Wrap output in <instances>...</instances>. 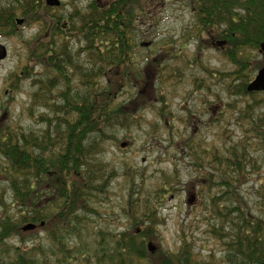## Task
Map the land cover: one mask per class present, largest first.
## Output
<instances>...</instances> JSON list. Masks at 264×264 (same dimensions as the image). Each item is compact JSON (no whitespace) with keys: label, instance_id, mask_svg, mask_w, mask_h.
<instances>
[{"label":"trees","instance_id":"16d2710c","mask_svg":"<svg viewBox=\"0 0 264 264\" xmlns=\"http://www.w3.org/2000/svg\"><path fill=\"white\" fill-rule=\"evenodd\" d=\"M40 4L52 9L44 0ZM18 5L13 15L17 10L26 15L37 12L32 0ZM144 6L143 0H110L103 7L92 0L89 12L84 13L75 6L67 20L69 27L56 28L81 40L76 57L86 55V64L74 60L68 42L47 44L42 61V54L32 52L50 71L45 79L36 81L35 101L50 108L53 117L41 119L47 128L40 134L7 127L0 136V181L11 194L10 204L0 194V264H264V162L252 156L257 149L264 152V111L254 116L249 99L262 108L256 97L262 92L248 91L255 73L263 67L253 53L264 54L260 47L264 43V0H189L199 35L189 33L191 39H197L200 49L212 45L233 65L234 72L224 76L229 79L226 90L245 100L236 117L243 140L224 150L205 149L204 155L195 154L204 193L199 199L207 208V232L219 242L224 255L217 258L210 252L205 258L196 250L195 240L186 235L176 251L152 252L150 241L164 222L160 212L170 193V179L165 177L168 187L158 185L145 191V174L136 180L128 171L122 214L131 231L99 230L94 236L96 250L85 254L82 232L99 213L98 199H108L114 178L96 158L106 140L114 138L118 128L129 129L134 118L116 107L115 99L122 88L140 86L133 79H147L133 60L139 49L134 23L137 11L145 13ZM11 15L7 14L9 19ZM204 37H208V46L203 44ZM74 78L79 80L77 91L71 85ZM56 88L60 91L54 100ZM143 99L138 92L131 104L140 105ZM251 182H255L254 202L242 191ZM28 224L37 228L24 231ZM39 231L47 233L48 247L29 239ZM14 236L20 241L9 244L7 240ZM75 238L80 244H72Z\"/></svg>","mask_w":264,"mask_h":264},{"label":"rangeland","instance_id":"374dc122","mask_svg":"<svg viewBox=\"0 0 264 264\" xmlns=\"http://www.w3.org/2000/svg\"><path fill=\"white\" fill-rule=\"evenodd\" d=\"M27 1L0 0V14H5L0 17L1 23H13L15 26V17L27 22L24 29L12 31L1 41L7 47L4 48L7 58L0 64V136L7 127L40 134L47 128L41 119L53 117L50 108L35 101L39 90L35 83L45 79L50 71L47 72L46 67L33 58L34 52L42 54V61L47 56V44L68 42L74 60L78 64L87 63L86 55L76 57L81 40L70 38L73 36L69 35L70 32H58L60 30L56 26L60 24L62 27L65 21H69L75 6L84 13L88 0H61L60 8L50 10L40 4L34 8L36 13L26 15L17 10L13 15L16 5H24ZM90 2L92 0H89V6ZM143 2L145 13L137 11L138 19L134 23L140 37L137 39L139 49L133 54V60L136 69L143 68L147 79L145 82L133 79V84L140 86L122 88L115 99V106L126 109L134 118L129 122V129L118 128L116 136L106 140L103 152L96 158L104 163L106 174L114 178L109 185L108 199H98L99 213L91 219V224L88 221L82 232V245L85 254L92 255L97 247L94 236L99 230L116 234L128 229L131 231L122 214L128 182L124 175L128 171L136 175V180L140 179V174H145V191H153L158 185L170 188L160 212L164 222L150 241L152 252L176 251L181 246L182 236L186 235L195 240L196 250L205 258L210 252L220 258L224 255L222 248L207 232V208L199 199L204 193L198 182L200 170L194 165L195 154L202 156L205 149L224 150L243 140V129L237 124L236 117L237 111L245 107V100L230 95L226 90L229 79L224 76L234 72L233 65L212 45L200 49L197 39H191V35H199L189 0ZM8 13L13 18L9 19ZM208 43V37H204L203 44L208 46ZM253 56L264 67V54L255 52ZM152 62L154 65L149 64ZM206 69L212 73L207 74ZM59 80H55L56 84ZM71 85L77 91L78 78H74ZM59 91V88L54 89L51 99L56 100ZM138 92L145 99L140 105L131 104L138 97ZM256 97L262 102V108L249 99L254 106L255 117L264 111V92ZM161 112L163 116H160ZM122 143H127L126 148H121ZM252 156L264 162L263 151L257 149ZM165 177L170 179L168 186ZM254 186L255 182H251L242 189L251 202L256 201ZM2 193L10 204L8 186L0 181ZM202 193L203 196L199 197ZM2 213L0 207V215ZM32 236L33 239H29L33 242L39 241L46 247L50 245L46 232L39 231ZM19 241V236L7 240L13 245ZM76 243L80 244V241L75 238L72 244Z\"/></svg>","mask_w":264,"mask_h":264},{"label":"water","instance_id":"95a60500","mask_svg":"<svg viewBox=\"0 0 264 264\" xmlns=\"http://www.w3.org/2000/svg\"><path fill=\"white\" fill-rule=\"evenodd\" d=\"M46 4L48 7H60L61 0H46ZM22 24V21H19ZM149 44H144V46H148ZM261 52L264 53V43L261 44ZM7 57V51L3 49V52L0 54V61L4 60ZM249 92H264V67L259 70L255 79L248 86ZM121 148L124 149L127 146V143H122ZM41 226H45V223H42ZM37 228L34 224H28L24 227V231H34Z\"/></svg>","mask_w":264,"mask_h":264},{"label":"flooded vegetation","instance_id":"af4514ba","mask_svg":"<svg viewBox=\"0 0 264 264\" xmlns=\"http://www.w3.org/2000/svg\"><path fill=\"white\" fill-rule=\"evenodd\" d=\"M25 1V0H23ZM33 1V6L34 7H38L39 4L41 3V0H32ZM45 3H46V0H44ZM110 0L106 1L105 3H103V0H97L98 2V5L99 6H104L106 5ZM55 9H58V8H55ZM86 10L89 12V0H88V6L86 8ZM25 14V12H24ZM16 18V17H15ZM13 19V21L15 22V26H13V23L12 24H9L8 22H3L0 24V54L3 52V49L6 47L5 44L2 41V39H4L6 36L8 37L9 34H11L12 31L14 30H17V31H20L22 29H24L26 27V20L22 18V24L19 23L20 20H18V18L16 19ZM59 24V23H58ZM69 22L68 21H65L64 25L62 27H60V24H59V28L62 29V30H66V28L69 27ZM140 37V35H139ZM138 37V38H139ZM143 45V44H142ZM7 49V47L5 48ZM7 58V57H6ZM4 61V60H3ZM3 61H0V64L3 62Z\"/></svg>","mask_w":264,"mask_h":264}]
</instances>
